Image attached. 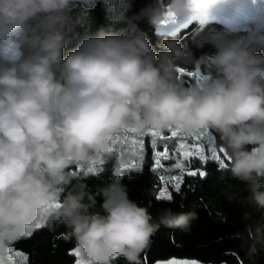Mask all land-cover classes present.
<instances>
[{"label": "clouds", "instance_id": "clouds-1", "mask_svg": "<svg viewBox=\"0 0 264 264\" xmlns=\"http://www.w3.org/2000/svg\"><path fill=\"white\" fill-rule=\"evenodd\" d=\"M100 2L0 0V47L19 53L0 59V259L8 264L9 249L46 210V226L63 223L91 264H141L162 226L189 230L195 210L161 208L154 217L120 183L92 193L76 171L115 155L129 131L171 128L217 136L228 157L222 170L247 186L240 202L251 211L235 238L256 264L264 253V31H207L195 44L215 49L196 58L209 78L186 86L176 61L192 52L175 38L155 50L140 24L159 35L169 20L241 0H151L138 11L135 0H103L106 17L123 26L89 32L65 55L78 23L72 11Z\"/></svg>", "mask_w": 264, "mask_h": 264}, {"label": "trees", "instance_id": "trees-1", "mask_svg": "<svg viewBox=\"0 0 264 264\" xmlns=\"http://www.w3.org/2000/svg\"><path fill=\"white\" fill-rule=\"evenodd\" d=\"M150 2L151 0H135L133 11H138ZM105 8L106 6L101 0L97 7L91 11L85 12L79 7L72 11L71 15L78 20V23L74 32L70 34L71 40L65 49V55L68 50L76 46L79 38L85 34L89 32L95 33L101 29L106 32L116 31L123 26L119 23H112L106 17ZM203 25H207V27H204L203 31H201ZM140 27L147 33L153 48L157 51L163 50L162 40L164 38H175L192 52V57L176 61L179 66V76L184 80L186 86L209 78V70L202 65L198 66L196 58H199L204 53L211 54L215 51L210 45L198 49L195 41L210 29L230 28L217 20L201 21L196 18L189 20L172 33L160 31L161 34L158 35L147 23H141ZM249 30L251 29H238V34L245 35ZM261 30L264 31V28ZM0 59L7 58L0 53ZM169 132V129L161 130L162 137L157 139V150H164L163 145L166 143L169 148V154L175 157L174 144L176 143V137H170ZM209 132L214 137V146L217 148L218 154L227 164V154L223 155L219 152L220 146L217 136L213 132ZM199 134H191L186 140L190 144L202 142L206 152L205 155H210L207 136L197 140L196 137ZM126 135L137 137V134L132 132H128ZM141 139L144 140L146 150V157L141 169L137 170L132 167L133 164L137 165L132 152H125L123 149V154H121L120 148L116 150L115 155L112 157L97 159L95 170L76 169L79 174L87 177L83 182L87 185L88 190L92 193H97L98 189L113 182H118L126 188L128 196L133 201L147 207L154 217L159 209L167 207H171L174 211L195 210L198 214L206 212L208 215L206 220H202L198 216V219L192 222L190 229L187 231L162 226L151 238L149 248L142 254L141 264H144L145 254L147 256V264H154L155 261L169 260L173 256L180 255L182 257L183 254H181L180 250L186 248L181 246L183 244L189 248L194 246L201 247L202 244L210 246L217 241L227 240L226 237L230 235L234 237V240L226 248L224 264H252L246 254V249H242L240 241L235 238L237 232L244 231L245 221L242 220V215L247 210L242 209L243 205L240 206L239 210L237 209V212L234 211L235 209L222 207L219 198L215 195L216 187H247L244 182L234 179L230 174L219 169L217 162H201L197 156H193L184 160L186 170L189 167L191 170L200 169L206 171L207 175L201 178L199 175L192 177L185 174L179 192H176L171 185H168L169 191L173 195V202L158 201L156 195L159 188L164 186L160 177L163 176L165 180H168L171 176L178 175L180 170L174 168V164L171 163L172 160L169 159L162 160L164 167L155 168L153 171L154 160L151 141L154 138L145 132L144 137ZM128 142L124 145L126 146ZM101 160H103V163H100ZM181 204L184 205L183 209L180 208ZM98 209L99 197H97ZM254 217L257 218L255 215ZM68 232L69 229L63 223L57 224L53 229L45 226L42 229L34 230L31 236L21 239L13 249L25 253L28 257V264H75L76 257L72 255L74 241L67 239ZM255 260L256 264H264V253L257 256ZM117 264H126V262L120 259Z\"/></svg>", "mask_w": 264, "mask_h": 264}, {"label": "rangeland", "instance_id": "rangeland-1", "mask_svg": "<svg viewBox=\"0 0 264 264\" xmlns=\"http://www.w3.org/2000/svg\"><path fill=\"white\" fill-rule=\"evenodd\" d=\"M194 18L201 20V21L217 20V21H220V22L226 24L231 29H235V30L252 29V28H255L257 30H261L264 28V0H241V2L239 4L234 5V6L220 5V6H217L215 9H213L212 11H209V12H203L200 14H188L187 16L182 17V18L169 20L167 25L162 27L160 29V31L169 32V33L175 32L178 27L186 24L189 20L194 19ZM0 53L3 54L5 58H10L14 55L19 54L16 51L14 45H8L6 47H0ZM169 130H170L169 133H170V137H171V130L172 129H169ZM157 131H159L161 133V130H157ZM144 135H145V133L139 134V135L137 134V137L142 138V137H144ZM188 136H189L188 134H185L182 131H180L179 136H177L175 138L176 143L174 144V150L178 147V141H180V140H183V142L186 144H190L186 140ZM161 137H162V134H161ZM161 137H156V140L158 138H161ZM131 138H133V136L129 137L127 135V141L126 142L129 141L130 144H129V142H128V144H126V146L124 147V151L125 152H127V151L132 152V156L137 161V165L135 166V168L138 170V169H141L143 166V163H144V160L146 157V150L143 154L144 155L143 163L141 164L140 154L138 152L133 154V148L131 145ZM199 144L204 145L202 142ZM128 145H130V146L128 147ZM157 145H158V142H157ZM160 151H163V149H160ZM205 153L206 152L204 151V154ZM175 157H173L171 159L172 164L176 163ZM180 159L183 160V162L185 160L183 157H180ZM90 167L93 170L96 169L95 164L91 165ZM89 168L86 170L89 171ZM246 188L247 187L219 186V187H216L215 195L219 198L222 207H226L228 209H235L234 211L237 212L240 209V206L242 205L240 202L241 198L247 196ZM229 197H232V199H230ZM242 207H243L242 209H245L247 211H251L250 208H247L244 205ZM254 215L257 216V218H258V214L254 213ZM198 216L202 220H206V218L208 217L206 212H201L198 214ZM226 239L227 240H225V241L224 240L217 241L215 244L210 245V246L202 244L201 247L200 246H194L193 248H191V247L189 248L187 245L183 244L181 246L186 247V248L180 250L181 254H183V256L181 257L180 255H177V256L171 257L170 259H177V260L194 259V260H198V261L202 262V264H224V257L226 254V248H227L228 244L234 240V237L230 235L229 237H226ZM15 251H19V250H15ZM180 251H178V252H180ZM258 262H259V258H258ZM8 264H11V262L9 260H8Z\"/></svg>", "mask_w": 264, "mask_h": 264}, {"label": "snow or ice", "instance_id": "snow-or-ice-1", "mask_svg": "<svg viewBox=\"0 0 264 264\" xmlns=\"http://www.w3.org/2000/svg\"><path fill=\"white\" fill-rule=\"evenodd\" d=\"M171 129V128H170ZM132 132V131H129ZM134 133V132H132ZM180 134L179 129H172L171 130V136L177 137ZM147 135L153 137L151 141V146L153 148V171L155 168H162L164 165L162 164V160H169L172 159L173 156L169 154V148L168 145L165 143L163 145L164 150L158 151L157 150V140L156 137H161V133L155 129L149 130L147 132ZM207 136L210 155L204 154V147L202 144H186L183 142V140L178 141V147L175 149L174 155L176 156V163L173 165L174 168L179 169L180 173L178 175H173L168 180H165V177L161 176L160 180L164 183V186L159 188L158 194L156 195V199L158 201H172L173 195L169 191V186L171 185L172 188L176 192H179L181 190V184L183 183L184 175L195 177L199 175L201 178L205 177L207 175L206 171L196 169L191 170L190 167L186 170L185 164L183 160L180 159V157H183L184 159H188L193 156H197L201 162H208L213 161L217 162L219 169H224L227 167V164L224 159L221 158V156L217 152V148L214 146V137L210 134L209 130H204L199 135H197L196 139L200 140L203 137ZM131 145L133 148V154L139 153L140 154V162L143 163L144 159V140L138 137L131 138ZM125 145L122 144L119 148L121 149V154H123V149ZM220 153H224V150L222 148H219ZM96 163V160L92 162V165ZM100 163H103V160L100 161ZM132 167H135V164L132 165ZM93 169L90 167L89 171H92ZM59 207V204L51 205L50 208H56ZM47 215L48 211L46 210L44 216L40 221H38L35 225L32 226L30 231L26 234V237H29L33 234V231L36 229H42L46 226L47 222ZM10 255L8 257V260L11 262V264H27L28 257L26 254H24L21 251H15L13 248L9 249ZM72 255L76 257L75 264H91V261L86 260L83 258L79 248L74 247L72 249ZM0 264H4V261L0 259ZM144 264H147V256L145 254L144 258ZM154 264H202V262L194 259H183V260H177V259H170L166 261H155Z\"/></svg>", "mask_w": 264, "mask_h": 264}, {"label": "water", "instance_id": "water-1", "mask_svg": "<svg viewBox=\"0 0 264 264\" xmlns=\"http://www.w3.org/2000/svg\"><path fill=\"white\" fill-rule=\"evenodd\" d=\"M223 155H226V153H222Z\"/></svg>", "mask_w": 264, "mask_h": 264}]
</instances>
